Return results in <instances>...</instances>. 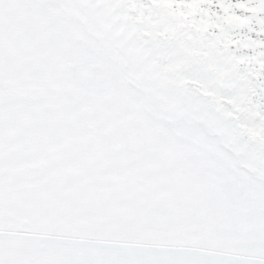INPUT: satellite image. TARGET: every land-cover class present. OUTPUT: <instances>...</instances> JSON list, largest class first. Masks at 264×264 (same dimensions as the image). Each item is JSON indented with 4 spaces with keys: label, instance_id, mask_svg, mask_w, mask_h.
Here are the masks:
<instances>
[{
    "label": "snow or ice",
    "instance_id": "6c2138e0",
    "mask_svg": "<svg viewBox=\"0 0 264 264\" xmlns=\"http://www.w3.org/2000/svg\"><path fill=\"white\" fill-rule=\"evenodd\" d=\"M0 264H264V0H0Z\"/></svg>",
    "mask_w": 264,
    "mask_h": 264
}]
</instances>
